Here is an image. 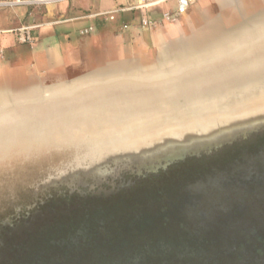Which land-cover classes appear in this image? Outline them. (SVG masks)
<instances>
[{"label": "rangeland", "instance_id": "obj_1", "mask_svg": "<svg viewBox=\"0 0 264 264\" xmlns=\"http://www.w3.org/2000/svg\"><path fill=\"white\" fill-rule=\"evenodd\" d=\"M171 7L173 3L152 8L149 12L152 16L161 15L162 10ZM3 10L6 11L5 8H0V13L4 12ZM128 15L129 12L119 15L121 24L124 20L121 18ZM258 20L264 23V0H204L191 11L181 25L175 24L178 30L168 35V47L162 52L161 47L140 48L142 56L137 59L130 56L126 58L125 64L107 70L108 73L122 74H117L112 81L106 80L107 78L99 79L96 81L98 84L89 85L82 92L77 91L76 87H57L49 92L48 100L44 101L39 98V93L34 92L31 99L26 100V107L21 101L11 103L5 92H10L14 97L25 96L39 87H53L96 73L97 64H87L80 71L69 73L64 79L34 80L24 76L23 79L9 68L11 57L0 48V111L6 110V115L17 116L20 123L25 122V126L36 124L44 131L46 127L53 128L50 125L54 123L55 118L51 119L52 117L58 116L57 119L62 120L71 117L74 112L72 104L77 102H84L88 106L94 102L93 106H101L107 101L110 107H113L115 102L119 104L122 99L142 98L138 101L145 103L148 100V105H154V101H158L159 97L168 94V79L165 77L171 74V80H177L180 71H177L176 67L187 64V58L200 56L202 59V52L206 50L203 48L207 46L226 50L220 44L229 39L239 40L241 33L250 35L251 30H242L243 24L256 23ZM243 21L245 22L242 23ZM70 25L73 42H77L80 38L79 30L85 27L83 24H76V27L75 23ZM34 49L36 48L21 44L20 55L29 60V55L36 53ZM158 58L160 68L153 70L151 74L162 76L156 78L161 93H157L158 90L154 86L150 92L146 90L149 93L146 98H143L142 94L132 95L139 93V88L142 92L148 88L145 77H142L141 83L137 79L140 73L136 67L153 66ZM25 64L29 68L27 61ZM100 77L103 76L98 78ZM99 92L102 95L96 94ZM116 93L118 94L115 95ZM5 102H10L12 106L5 109ZM62 107L67 109H61ZM75 112L73 116L77 115ZM10 135L16 136L15 128L11 129ZM58 158L60 157L46 158L41 165L36 163L35 167H28L26 177L19 174L18 168L9 164L0 167V228L8 224L7 221H13L14 224L20 220L31 219V226L26 234L8 239L7 253L11 248L13 255H3L0 264H109L110 260L143 249L149 254L159 252L158 250L168 253L171 250L168 244L173 245L176 240L174 250L191 249L196 257L200 255L197 245L205 238H213L219 234L223 239H227L233 238L237 232L241 233L242 229L243 234L248 232L250 235L258 228L264 230V141L219 158L217 162H221L220 164L212 162L206 169H198L195 166L170 176L167 174L163 178L139 184L127 191L128 193L103 203H85L79 199L62 202L63 198L44 200L43 203L35 202L31 198L32 190L26 184L35 179L37 173L48 164H57ZM260 194L261 197L257 198ZM44 203L46 204L43 205ZM34 204H37L35 208L30 209ZM244 205L250 214L246 218H240L238 215L243 211L240 212L239 209ZM67 206L76 210H68L70 207ZM94 229L98 230V236ZM35 233L40 238L34 237L35 239L31 240L29 237L36 235ZM184 234L190 236L192 241L182 247L180 243L183 240L179 237ZM89 236L92 237L91 241H88ZM29 240L31 241L26 251L18 254L15 250ZM213 251L218 250H210V253ZM210 253L206 258L212 256ZM162 259L163 261L160 260L156 264H168V258ZM146 264L155 263L147 259ZM235 264H264V256H255L250 261Z\"/></svg>", "mask_w": 264, "mask_h": 264}, {"label": "water", "instance_id": "obj_2", "mask_svg": "<svg viewBox=\"0 0 264 264\" xmlns=\"http://www.w3.org/2000/svg\"><path fill=\"white\" fill-rule=\"evenodd\" d=\"M243 29L252 32L241 33L247 40L229 39L220 44L226 50L207 46L203 48L206 50L202 59L187 58L186 65L176 67L180 71L178 79L172 81L171 74L165 77L168 94L159 97L154 105H148V100L139 102L142 98L137 97L119 100L113 107L107 101L101 106H93V102L90 107L77 102L73 107L64 106L74 112L77 109V115L70 113L71 117L63 120L54 116L50 125L53 128L46 127L44 131L36 124H19L20 118L0 111V167L9 164L26 177L28 167L59 156L57 164H48L26 184L32 190V200L43 203L63 198L62 202L79 199L103 203L139 184L195 166L206 169L236 150L263 143L264 23L259 20L244 23ZM136 68L140 83L142 77L146 78L145 91L150 92L155 86L159 93L156 78L162 76L151 74L160 68L159 58L153 66ZM108 72H96L53 87H39L25 96L5 93L11 103L21 101L26 107V100L34 92L44 101L57 87H76L82 92L89 85L98 84L99 79L112 81L117 74L122 75ZM10 102L3 103L5 109L12 106ZM12 128L16 129L15 137L10 135ZM7 222L0 228V260L3 255H13L11 248L7 253L8 239L26 234L31 226L30 218L14 224Z\"/></svg>", "mask_w": 264, "mask_h": 264}, {"label": "crops", "instance_id": "obj_3", "mask_svg": "<svg viewBox=\"0 0 264 264\" xmlns=\"http://www.w3.org/2000/svg\"><path fill=\"white\" fill-rule=\"evenodd\" d=\"M203 2L200 0L194 4L178 25ZM124 6V0H73L52 6L5 8L6 11L0 13V48L9 54V68L20 78L43 80L64 79L69 73L78 72L91 63L97 64L96 72H105L125 64L130 56L133 59L142 56L140 48L161 47L162 52L168 47V35L178 30V26L163 23L160 14L152 16L149 10L129 13L121 18L123 24L119 19L123 13L117 14L114 21L100 16ZM144 17L159 21L158 27L155 30L142 29ZM73 23L75 27L83 24V29L93 28L94 31L81 36L83 29L79 30V41L73 42L70 33V24ZM125 25L127 30L123 29ZM29 27L33 28L31 36L36 40L33 46L36 53H31L28 60L20 55L22 43L16 32Z\"/></svg>", "mask_w": 264, "mask_h": 264}, {"label": "trees", "instance_id": "obj_4", "mask_svg": "<svg viewBox=\"0 0 264 264\" xmlns=\"http://www.w3.org/2000/svg\"><path fill=\"white\" fill-rule=\"evenodd\" d=\"M2 1L8 0H0V2ZM259 196L261 197V194L256 197L259 198ZM245 206L246 205L239 209L240 212L243 211L238 215L240 218H246L250 214L249 209H246ZM96 231L98 232V230L94 229L95 234L98 236ZM243 231L244 229L241 230V233L237 232L238 234L233 235V238L223 239L219 234L213 238H203L204 240L197 245V247L200 248V255L196 257L194 256V251L191 249L174 250V245L177 243L176 240L174 241L175 243L173 245L168 244V248L171 249H168L170 250L168 253H165L163 250H158L159 252H152L149 254L148 251L143 249L139 250L138 252L135 251V253L132 252L130 254H124L122 257L110 260L109 264H143V262L146 264L147 259L156 264L160 260L163 261L162 258H165V260L168 258V264L173 262L175 264H235L250 261V259L255 256L259 258L264 256V230L258 228L256 231H254V234L251 235L248 234V232H244L245 234H243ZM217 233H219V230ZM35 234L36 235L33 234L29 238L32 240L34 237H39L37 233ZM91 238L92 237L89 236L88 241H91ZM179 238L183 240L180 243L182 247L184 245L186 246L187 243L189 244L192 241L191 237L186 234L181 235ZM31 240L27 241L25 245L23 242L21 247L17 248L15 251L18 252V254H21L22 251H26V247L30 244ZM183 242H185V244ZM213 249H217L218 251L214 252V250L210 253V250ZM208 253L212 254V256L207 257V259L206 255Z\"/></svg>", "mask_w": 264, "mask_h": 264}, {"label": "built area", "instance_id": "obj_5", "mask_svg": "<svg viewBox=\"0 0 264 264\" xmlns=\"http://www.w3.org/2000/svg\"><path fill=\"white\" fill-rule=\"evenodd\" d=\"M73 0H8L0 2V8H16V7H41L52 6L61 3L71 2ZM122 1V0H115ZM126 6L119 9L109 11L101 14L108 21H114L116 15L119 13H133L148 11L152 8L161 7L173 3V7L166 9L161 14V20L165 24L175 25L178 24L183 16L191 9V7L200 0H124ZM159 25V21L150 17H144L141 20L142 29L155 30ZM33 28H22L16 33L18 39L22 44L33 47L36 44V40L31 36V30ZM124 30L128 29V26L123 27ZM94 31L93 28L83 29L80 31L81 36H87Z\"/></svg>", "mask_w": 264, "mask_h": 264}, {"label": "bare ground", "instance_id": "obj_6", "mask_svg": "<svg viewBox=\"0 0 264 264\" xmlns=\"http://www.w3.org/2000/svg\"><path fill=\"white\" fill-rule=\"evenodd\" d=\"M209 29H211V28H209ZM217 30V29H216ZM216 32V31H215ZM214 33V32H213ZM212 34V33H211ZM216 34V33H215ZM217 35V34H216ZM211 40H212V38H211ZM213 43V42H212ZM211 44V43H210ZM190 47V46H189ZM175 51V50H174ZM188 51V50H187ZM190 51H192L191 49H190ZM182 52V51H181ZM184 52H186V51H184ZM168 55V54H167ZM171 55V54H170ZM171 57V56H170ZM200 57V56H199ZM175 61V60H174ZM180 62V61H179ZM169 65H171V64H169ZM174 65V64H173ZM186 65V64H185ZM133 66V65H132ZM168 66V65H167ZM134 67V66H133ZM166 67V66H165ZM138 70V69H137ZM127 73V72H126ZM129 73V72H128ZM139 75V74H138ZM129 76V75H128ZM131 76V75H130ZM105 92V91H104ZM119 93V92H118ZM118 93H116L115 95H117ZM96 94H99L98 96H100V95H102L100 92L99 93H96ZM142 94V95H141ZM132 95H141L143 98H146V96H148L149 95V93L148 92H146V91H143V92H136V93H134V94H132ZM111 96V95H110ZM133 97H135V96H133ZM105 108V107H104ZM73 109V108H72ZM94 110V109H93ZM93 112H96V111H93ZM25 117V116H24ZM18 124V123H17ZM19 124H21V123H19Z\"/></svg>", "mask_w": 264, "mask_h": 264}, {"label": "flooded vegetation", "instance_id": "obj_7", "mask_svg": "<svg viewBox=\"0 0 264 264\" xmlns=\"http://www.w3.org/2000/svg\"><path fill=\"white\" fill-rule=\"evenodd\" d=\"M135 187V186H134Z\"/></svg>", "mask_w": 264, "mask_h": 264}]
</instances>
